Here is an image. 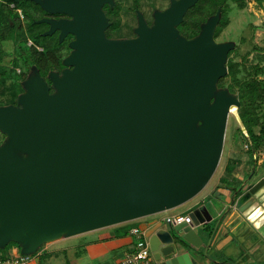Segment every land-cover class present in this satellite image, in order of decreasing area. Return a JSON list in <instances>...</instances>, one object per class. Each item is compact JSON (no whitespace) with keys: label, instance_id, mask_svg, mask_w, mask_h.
<instances>
[{"label":"water","instance_id":"1","mask_svg":"<svg viewBox=\"0 0 264 264\" xmlns=\"http://www.w3.org/2000/svg\"><path fill=\"white\" fill-rule=\"evenodd\" d=\"M32 1L71 17L39 20L49 25L43 35L74 39L66 68L49 74L52 93L33 69L18 106H0V247L20 242L23 254L34 253L197 195L219 163L228 114L240 106L227 91L214 94L232 48L213 41L220 10L189 40L177 26L197 0L173 1L153 27L140 18L136 38L113 41L102 10L113 0ZM232 208L263 233L264 179L238 188ZM188 215L191 224L167 223L150 237L158 264H199L186 247L203 246L196 229L213 218L204 206Z\"/></svg>","mask_w":264,"mask_h":264},{"label":"rangeland","instance_id":"2","mask_svg":"<svg viewBox=\"0 0 264 264\" xmlns=\"http://www.w3.org/2000/svg\"><path fill=\"white\" fill-rule=\"evenodd\" d=\"M114 1L115 0H113V2ZM116 1H118L121 6V12L119 13L121 25L119 31L112 33V36L108 39L113 41H124L137 37L136 30L139 27L140 18L151 28L154 25L156 15L169 9L172 2L177 0H137V4L135 0ZM192 6L186 9L184 15ZM230 7L231 9L228 13L229 23L217 37L214 36V29L212 36L213 41L218 45L232 46L226 54V61L228 58H233L235 62L239 63L242 62L243 56L248 54L246 65H250L256 60L257 53L253 48L263 47L264 45V4L258 6L254 0H246V6L241 10L236 8L234 4H230ZM204 25L205 24H202L200 31L194 34V36L185 38L193 40L199 37L203 31L202 27ZM4 45L7 44L4 43ZM229 52H231L230 55H228ZM227 84L228 81L225 80L224 86ZM219 91L228 92L225 87L220 89L217 82L214 94H218ZM228 95L233 98L236 97L229 92ZM262 113L264 114V106ZM241 131L242 127L237 116V109L234 107L228 114L225 138L219 163L206 186L190 200L173 209L127 222L122 225V228H117L116 225H113L85 234H78L71 237L63 236L60 238L63 240L59 239L60 241L49 245L44 243L39 246L34 253H30L33 257V262L30 264H73L72 261L76 260L78 257L83 258L84 264H115V258L117 259L118 256L123 257V254L120 253L123 248H118L114 252L111 251L102 258L91 260L86 255L88 246L97 244L105 246L109 241H124V239L129 237L130 229L133 228L134 225L139 224H145L147 226L145 231L150 234L152 229L149 227L150 223L158 222L162 225L164 224V220L168 217L189 214L195 208L202 206L206 208L213 218L209 224V228H211L212 230H210L214 231L213 234H215V226L219 222V218L224 220V216L226 215L218 214L223 208V204L215 200L216 194H218L219 191L222 192V189H227L231 194L236 193L233 189L237 188L238 191L240 185L249 184V182L254 181L259 174L260 176H264V160L259 164L252 157V153L249 154L248 151L244 150L243 146L245 142L241 135ZM1 134L3 133L0 131V142L3 141ZM3 143H1L0 146ZM234 162H237L235 163L234 170L228 172L226 170L227 163L234 164ZM204 227L205 226H203V228ZM203 228H197L196 231L203 239H208L209 241L210 230L203 231ZM14 249H18V255L23 254L21 243L11 241L7 243L5 247H0V257H12L15 255L13 252ZM41 252L43 255L37 257ZM15 256H17V254ZM150 260L154 263L151 256Z\"/></svg>","mask_w":264,"mask_h":264},{"label":"trees","instance_id":"3","mask_svg":"<svg viewBox=\"0 0 264 264\" xmlns=\"http://www.w3.org/2000/svg\"><path fill=\"white\" fill-rule=\"evenodd\" d=\"M254 1L258 6L264 4V0ZM135 3L138 1L135 0ZM230 4L241 10L246 6V0H197L177 26L179 35L191 38L200 31L202 24L220 10L214 34L217 37L229 23ZM17 9L22 11V19L17 14ZM104 12L109 21L105 36L110 38L112 33L120 29L121 6H105ZM52 15L54 14L47 13L32 0H0V106H18L17 99L24 93L23 83L33 69L47 82L50 93L53 92L49 74H60L66 68L63 60L70 54L67 43L72 37L60 42L56 36L43 35L48 24L38 21ZM28 42H32V45L28 46ZM253 49L257 53L254 63L246 65L248 54L239 63L228 58L225 64L228 73L218 81V87H225L240 103L237 116L247 133L244 136L241 131L244 142L249 144V154L260 150L264 145V45ZM225 80L228 81L226 86ZM1 136L3 141L0 144L7 139L5 134ZM235 163L237 162L227 163L226 170L232 172ZM233 190L237 192V188ZM211 233L212 231L210 236Z\"/></svg>","mask_w":264,"mask_h":264},{"label":"crops","instance_id":"4","mask_svg":"<svg viewBox=\"0 0 264 264\" xmlns=\"http://www.w3.org/2000/svg\"><path fill=\"white\" fill-rule=\"evenodd\" d=\"M261 179H264V176H260L259 174L254 181H250L249 184L246 183L244 186H252L259 182ZM233 195L234 193L231 194V192L227 189H222V192L219 191L218 194H216L215 196V200L223 204V208L219 211L218 214L226 215L224 216V220L219 218V222L216 225L217 227H215V234H213L210 245L206 251L209 257H206L204 254V248L208 243V239H203L201 237L204 244L198 250L193 249L191 247L190 249L186 247V249H188L189 252L196 258L199 264H264V225L262 227L263 233H260L257 229L253 228L248 222H246L242 217H240V215L235 209L232 208L231 210H229L228 208ZM126 223L127 222L120 223L121 225L116 224V227L122 228V225ZM209 224L205 225V227L207 226V228H203V231H209L211 229L208 227ZM162 225H160L158 222L150 223L149 227H151L152 229L150 234L147 232L148 242L154 232H156ZM135 226H139L144 230L147 228L145 224L134 225L133 227ZM60 240L57 239L51 241L47 243V245ZM135 241L136 237H133L129 233V237L127 239H124V241H109L105 246H102L101 244L93 246L89 245L86 255L89 259L96 260L106 256V254L108 255V253L111 251L114 252L118 248H123L120 253L123 254L124 257L126 256L125 254L131 252L135 248ZM151 254V257L154 261V263L151 262V264H158L153 258L152 252ZM42 255L43 253L41 252L37 257H40ZM121 257L118 256L117 259L115 258V264H122L124 258L122 257L121 259ZM72 263L84 264L83 258L78 257L76 260H73Z\"/></svg>","mask_w":264,"mask_h":264},{"label":"built area","instance_id":"5","mask_svg":"<svg viewBox=\"0 0 264 264\" xmlns=\"http://www.w3.org/2000/svg\"><path fill=\"white\" fill-rule=\"evenodd\" d=\"M11 7H13V5H11ZM16 12L22 19V11L17 9ZM242 132L244 136H247V133L243 128ZM243 148L247 151L249 149V144L245 142ZM252 157L257 163H262V160H264V145L260 150L254 151ZM167 223L174 225L185 223L189 225L192 223V220L188 214L175 215L166 218L164 224ZM129 233L136 237L135 248L126 254L122 264H151L150 256H152V254L149 249L148 235L146 231L139 226H135L130 229ZM13 252L15 255L17 254V256L13 255L12 257L6 258L0 257V264H30L33 262V257L30 254L18 255V249H14Z\"/></svg>","mask_w":264,"mask_h":264},{"label":"flooded vegetation","instance_id":"6","mask_svg":"<svg viewBox=\"0 0 264 264\" xmlns=\"http://www.w3.org/2000/svg\"><path fill=\"white\" fill-rule=\"evenodd\" d=\"M116 4H119V2L118 1H114V4H113V7L116 5ZM105 6H109V4H104L103 5V7H102V10H103V12H104V10H105ZM111 7V6H110ZM105 13V12H104ZM54 15H56V14H54ZM54 15H52V16H50V17H44V18H42V19H53V20H70L71 19V17H69V16H67V15H62V16H60V17H55ZM120 25H121V19H120ZM119 28H120V26H119ZM49 30V25H47V29L45 30V32H47ZM44 32V33H45ZM59 34H60V32L59 31H55L53 34H52V36H56V37H58L59 38ZM68 37H72L70 40H69V42L67 43L68 44V47H69V43L74 39V36L73 35H71V34H68L67 36H65V38L63 39V41L64 40H66ZM62 41V42H63ZM32 45V42H28V46H31ZM70 48V47H69ZM70 52H71V49H70ZM245 184H243V186H244ZM242 185H240L238 188H240V187H243Z\"/></svg>","mask_w":264,"mask_h":264}]
</instances>
